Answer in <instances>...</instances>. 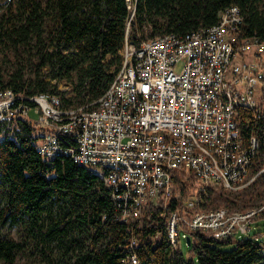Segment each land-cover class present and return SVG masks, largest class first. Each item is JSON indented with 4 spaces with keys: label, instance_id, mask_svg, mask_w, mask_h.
Instances as JSON below:
<instances>
[{
    "label": "trees",
    "instance_id": "obj_1",
    "mask_svg": "<svg viewBox=\"0 0 264 264\" xmlns=\"http://www.w3.org/2000/svg\"><path fill=\"white\" fill-rule=\"evenodd\" d=\"M132 1L133 17L128 0H0V90L23 97L61 94L58 83L66 79L76 94L63 98L64 107L87 105L115 78L127 38L140 45L164 34L185 35L215 25L232 5L245 18L240 37L264 40V0ZM259 97L260 117L244 108L237 113L245 143L252 136L259 143L250 164L253 180L237 191L202 190L194 171L177 168L171 208L192 211L191 200L194 211L264 206V80ZM44 129L23 115L0 127V264H18L19 258L35 264H123L133 234L142 264H264V230L256 228L259 239L226 240L194 230L186 255L172 248L162 203L150 205L139 221L122 220L111 190L91 166L65 153L48 158L39 151ZM61 141L75 145L71 136ZM259 214L264 220V210Z\"/></svg>",
    "mask_w": 264,
    "mask_h": 264
},
{
    "label": "built area",
    "instance_id": "obj_2",
    "mask_svg": "<svg viewBox=\"0 0 264 264\" xmlns=\"http://www.w3.org/2000/svg\"><path fill=\"white\" fill-rule=\"evenodd\" d=\"M128 4L133 17V1ZM244 21L239 6L232 5L215 25L185 35L164 34L140 45L127 38L115 78L100 98L84 106L64 107L62 94L23 97L2 89L0 127L34 111L45 128L39 151L48 158L65 153L91 166L111 190L122 220L139 221L150 205L162 203L173 250L181 248V230L186 240L194 230L213 232L220 240L259 239L253 220L264 206L194 211L191 200L192 211L170 207L173 171L180 167L196 173L202 190H239L253 180L250 164L259 143L255 136L245 143L237 113L244 108L262 114L264 40L241 38ZM66 136L75 145L62 144ZM128 245L122 263L142 264L134 235Z\"/></svg>",
    "mask_w": 264,
    "mask_h": 264
},
{
    "label": "rangeland",
    "instance_id": "obj_3",
    "mask_svg": "<svg viewBox=\"0 0 264 264\" xmlns=\"http://www.w3.org/2000/svg\"><path fill=\"white\" fill-rule=\"evenodd\" d=\"M10 58H12V55H10ZM181 65L182 64H180L178 66V68H180ZM43 73H44V75H46V77L48 79H50V77H49L50 76V70H49V68H47V67L44 68ZM58 87H59V90L62 92L61 94L63 95V97L72 98L76 94V91H75V88H74L75 87L74 84L72 82L66 80V79L60 80L59 83H58ZM32 103H34V102H32ZM77 104L78 103L76 101L71 106L74 107V108L75 107H79V106H77ZM30 116L34 120H37V118H38V115L34 111H31ZM257 216L258 217H256L255 220H253V223L255 225V230H257V229L264 230V220H262V215L261 214H258ZM184 234H185V231L184 230H181L180 231V235H181V250L186 255H188L191 245H188L186 238L183 236ZM237 238H240V237H237ZM232 246L233 245L230 244L227 247H232ZM18 264H35V262L28 261L25 258H19Z\"/></svg>",
    "mask_w": 264,
    "mask_h": 264
},
{
    "label": "water",
    "instance_id": "obj_4",
    "mask_svg": "<svg viewBox=\"0 0 264 264\" xmlns=\"http://www.w3.org/2000/svg\"><path fill=\"white\" fill-rule=\"evenodd\" d=\"M187 243H188V245H191L192 244V237L191 236H188Z\"/></svg>",
    "mask_w": 264,
    "mask_h": 264
},
{
    "label": "bare ground",
    "instance_id": "obj_5",
    "mask_svg": "<svg viewBox=\"0 0 264 264\" xmlns=\"http://www.w3.org/2000/svg\"><path fill=\"white\" fill-rule=\"evenodd\" d=\"M60 94V93H59ZM28 103V102H27ZM35 103V102H34ZM10 120V119H9ZM73 158V157H72ZM234 191V190H233ZM237 191V190H236ZM261 205H263V204H261ZM222 208V207H221ZM226 208V207H225ZM229 209V208H228ZM233 211V210H232ZM237 211V210H236ZM244 211V210H243ZM262 214V213H261ZM258 217V216H257ZM134 235V234H133Z\"/></svg>",
    "mask_w": 264,
    "mask_h": 264
}]
</instances>
